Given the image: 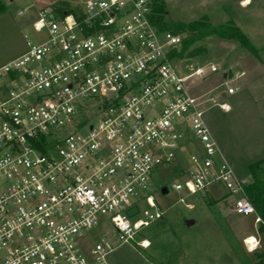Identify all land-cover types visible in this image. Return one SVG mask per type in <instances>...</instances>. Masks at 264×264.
Wrapping results in <instances>:
<instances>
[{
	"label": "built area",
	"instance_id": "obj_1",
	"mask_svg": "<svg viewBox=\"0 0 264 264\" xmlns=\"http://www.w3.org/2000/svg\"><path fill=\"white\" fill-rule=\"evenodd\" d=\"M154 2L42 10L37 37L26 35V50L0 66V264H109L110 234L149 248L137 237L163 216L153 181L194 140L203 153L190 149L188 175L174 189L223 187L234 213L264 224L191 92L195 77L220 67H180L183 39L159 27ZM133 206L139 211L129 217ZM248 242L249 252L260 245L256 236Z\"/></svg>",
	"mask_w": 264,
	"mask_h": 264
},
{
	"label": "rangeland",
	"instance_id": "obj_2",
	"mask_svg": "<svg viewBox=\"0 0 264 264\" xmlns=\"http://www.w3.org/2000/svg\"><path fill=\"white\" fill-rule=\"evenodd\" d=\"M2 1L9 6L10 15L19 28L14 30L0 20V57L4 52L18 49L26 33L31 38L37 37L27 22L37 18L33 1ZM158 1L164 4L167 12L161 14L164 28L179 34L183 43L188 34L180 31L177 24L200 20L206 15L214 25L233 19L259 49L262 61L242 50L237 40L213 35L192 43L184 51L182 43L177 61L182 68L185 64L198 67L208 63L220 67L216 73L195 77L190 82L191 92L201 97L204 120L220 154L241 180L251 183L253 179L248 166L257 161L264 162V0H251L246 8L241 7L243 0ZM82 2L63 0L49 8L60 14L78 13ZM20 10H23L22 14ZM183 71L188 72L187 69ZM238 72L242 75L236 78ZM227 87L238 89L223 97L221 93ZM218 102H227L231 110H222ZM187 138L192 140L189 134ZM190 149L203 153L202 144L194 140L193 145H186V155L183 153L175 163L163 166L153 181L151 192L163 216L142 229L137 237L149 239V248L119 242L106 227L113 245L109 264H252L257 261V253L264 250L260 225L255 224L254 215H239L230 209L226 201L231 199H227L223 187L195 194L174 189L173 185L188 175L186 156ZM163 189L167 192L163 193ZM187 204L193 207L189 208ZM139 205L143 208L145 203L141 201ZM187 220H194V223L188 225ZM248 236H256L260 241L252 252L244 244Z\"/></svg>",
	"mask_w": 264,
	"mask_h": 264
},
{
	"label": "trees",
	"instance_id": "obj_3",
	"mask_svg": "<svg viewBox=\"0 0 264 264\" xmlns=\"http://www.w3.org/2000/svg\"><path fill=\"white\" fill-rule=\"evenodd\" d=\"M0 8L3 9L1 1ZM154 12V20L161 29H165L162 21V15L167 13L164 4L158 0L155 1ZM177 27L180 29V31L186 32L188 34V39H186L184 43L182 41V51L187 49L194 42H197L208 36L217 35L222 38L237 40L243 50L254 55L257 54V49L252 44L249 37L233 21L214 25L205 16L200 20H195L189 23H178ZM248 168L253 180L251 183L245 184V193L248 199L254 205L257 213L264 221V162H254L250 164ZM259 231L264 234V224L260 225ZM252 264H264V250L257 253V261Z\"/></svg>",
	"mask_w": 264,
	"mask_h": 264
},
{
	"label": "crops",
	"instance_id": "obj_4",
	"mask_svg": "<svg viewBox=\"0 0 264 264\" xmlns=\"http://www.w3.org/2000/svg\"><path fill=\"white\" fill-rule=\"evenodd\" d=\"M1 1V4L3 5V9L0 8V20L2 24H5V25H9L8 27H12L14 30L17 29V27L19 28V26L17 25V23L14 21L13 17L10 15V8L7 4H5L2 0ZM33 1V4L36 6L37 8V18L36 19H33V18H30L29 20H27L29 26L32 25V27L34 26V23L35 21L38 19L39 17V12L42 11V10H51L49 7H51V5L53 4H57L59 3L60 1H63V0H52V1H46V0H32ZM244 1V0H243ZM252 2V1H251ZM243 3V2H242ZM251 4V3H250ZM242 8H246L244 7L243 5L241 6ZM248 7V6H247ZM20 14L23 13V10H20L19 12ZM206 16V15H205ZM207 17V16H206ZM3 18V19H1ZM208 19H210L209 17H207ZM228 21V20H227ZM229 21H233L235 24L236 22L233 20V19H229ZM237 25V24H236ZM34 30V29H33ZM26 35H29L28 33H26L24 35V41L22 40V43L20 45V47L18 49H16L15 51L13 52H4L2 53L1 57H0V66L3 65L4 63L10 61L11 59L17 57L18 55L22 54L25 50H26V42H25V36ZM30 36V35H29ZM31 37V36H30ZM256 48V47H255ZM257 49V48H256ZM243 50V49H242ZM256 56L258 57V59L260 61H262V58L259 54V49H257V54ZM240 73V72H238ZM241 76H238L236 78H239ZM238 89V87L236 88V90ZM236 92V91H235ZM223 97H225L226 95H224V92L221 93ZM181 264V263H179Z\"/></svg>",
	"mask_w": 264,
	"mask_h": 264
},
{
	"label": "water",
	"instance_id": "obj_5",
	"mask_svg": "<svg viewBox=\"0 0 264 264\" xmlns=\"http://www.w3.org/2000/svg\"><path fill=\"white\" fill-rule=\"evenodd\" d=\"M167 192V189H163V193H166ZM139 211L138 207L137 206H133L131 208H129L127 210V214L129 217H132L133 215H135L137 212ZM194 223V220H187V224L188 225H191Z\"/></svg>",
	"mask_w": 264,
	"mask_h": 264
},
{
	"label": "bare ground",
	"instance_id": "obj_6",
	"mask_svg": "<svg viewBox=\"0 0 264 264\" xmlns=\"http://www.w3.org/2000/svg\"><path fill=\"white\" fill-rule=\"evenodd\" d=\"M250 3H251V0H244L242 5L244 7H247ZM247 238L249 239L248 243H250V241L254 242V236H248ZM251 247H252V245H251Z\"/></svg>",
	"mask_w": 264,
	"mask_h": 264
}]
</instances>
